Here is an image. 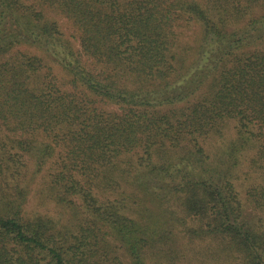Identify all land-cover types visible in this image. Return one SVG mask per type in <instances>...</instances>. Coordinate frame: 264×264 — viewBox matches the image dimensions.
<instances>
[{
	"label": "trees",
	"instance_id": "1",
	"mask_svg": "<svg viewBox=\"0 0 264 264\" xmlns=\"http://www.w3.org/2000/svg\"><path fill=\"white\" fill-rule=\"evenodd\" d=\"M243 192L264 214V0H0V264H264Z\"/></svg>",
	"mask_w": 264,
	"mask_h": 264
},
{
	"label": "rangeland",
	"instance_id": "2",
	"mask_svg": "<svg viewBox=\"0 0 264 264\" xmlns=\"http://www.w3.org/2000/svg\"><path fill=\"white\" fill-rule=\"evenodd\" d=\"M48 17L59 24L60 29L65 33V35L69 36V34L74 33L73 29L71 28L70 24L67 22L65 18L61 17L60 15H56L54 13H49ZM73 42L76 46V42L75 41ZM36 177L37 178L35 179V183L30 188L31 197L27 201V210L32 213L49 215L54 218L57 216L60 218L61 221L68 220L69 217H65V215H59L55 210L56 207H54V205H52L48 200H43V197L40 195V192L42 191V186L40 185V176H36ZM35 191L39 192V199L37 196L33 195ZM42 194L44 195V193ZM241 200L244 204V211L250 212L249 214L246 215V217L249 220H252V218H255L256 216L264 217V214L252 210L253 207H251L250 204L245 201L244 192L242 193ZM187 264L189 263L187 262ZM205 264H211V263H205ZM228 264H230L229 261Z\"/></svg>",
	"mask_w": 264,
	"mask_h": 264
}]
</instances>
